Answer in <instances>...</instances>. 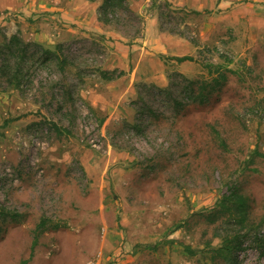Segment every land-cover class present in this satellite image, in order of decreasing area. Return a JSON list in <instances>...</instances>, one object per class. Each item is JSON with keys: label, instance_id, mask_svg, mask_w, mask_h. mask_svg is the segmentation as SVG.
Returning a JSON list of instances; mask_svg holds the SVG:
<instances>
[{"label": "rangeland", "instance_id": "1", "mask_svg": "<svg viewBox=\"0 0 264 264\" xmlns=\"http://www.w3.org/2000/svg\"><path fill=\"white\" fill-rule=\"evenodd\" d=\"M103 3L0 0L28 57L0 74V264H213L231 187L264 231V0Z\"/></svg>", "mask_w": 264, "mask_h": 264}, {"label": "trees", "instance_id": "2", "mask_svg": "<svg viewBox=\"0 0 264 264\" xmlns=\"http://www.w3.org/2000/svg\"><path fill=\"white\" fill-rule=\"evenodd\" d=\"M125 0H104V3L100 6V20L104 19L103 14H107L108 10H114L117 7L123 5ZM191 12L199 13L197 10H191ZM63 15V14H61ZM0 52L3 57L0 61V74L2 78L7 81L9 85H15L20 87L23 76V64L27 61V46L22 39L13 34L7 39V42L0 44ZM45 61L56 60L61 71L65 70L67 66V58L57 56V54L50 49L44 50ZM175 59L179 62L185 60H193V56L183 55L176 56ZM216 66V67H220ZM119 74H113L112 72H103V77L106 79H113L118 77ZM226 79V75L222 72L220 76L215 78L217 85L222 84ZM212 86V84H210ZM206 84H202V88H205ZM212 86L211 90H213ZM201 92H199L200 94ZM202 95V94H201ZM203 97V96H202ZM58 132H62L59 126H55ZM66 131V130H64ZM257 153V150L254 151ZM207 220L210 223H217L219 229L215 232V236L222 239L221 245L213 249L212 262L213 264H240L238 252L243 250V241L249 239L251 245L264 253V231L260 230V223H257L251 218L250 205L247 197L239 191L238 188H230L228 192L224 193L218 198V201L211 208V211L207 215ZM62 226L56 224L55 227ZM46 219L42 218L36 226L34 240L32 247L37 243V236L39 231L46 229ZM27 260H23L22 264H25Z\"/></svg>", "mask_w": 264, "mask_h": 264}]
</instances>
